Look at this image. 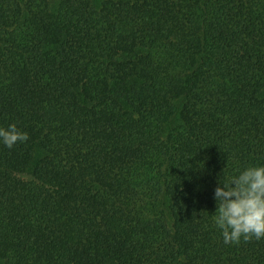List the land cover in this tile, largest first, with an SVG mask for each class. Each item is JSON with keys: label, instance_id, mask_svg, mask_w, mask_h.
<instances>
[{"label": "trees", "instance_id": "trees-1", "mask_svg": "<svg viewBox=\"0 0 264 264\" xmlns=\"http://www.w3.org/2000/svg\"><path fill=\"white\" fill-rule=\"evenodd\" d=\"M0 264H264L219 180L264 164V0H0Z\"/></svg>", "mask_w": 264, "mask_h": 264}, {"label": "clouds", "instance_id": "clouds-1", "mask_svg": "<svg viewBox=\"0 0 264 264\" xmlns=\"http://www.w3.org/2000/svg\"><path fill=\"white\" fill-rule=\"evenodd\" d=\"M28 140L15 123L0 126V145L12 148ZM216 211L211 215L225 245L243 239H264V164L251 165L238 175L219 180L213 191Z\"/></svg>", "mask_w": 264, "mask_h": 264}]
</instances>
